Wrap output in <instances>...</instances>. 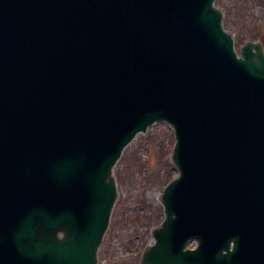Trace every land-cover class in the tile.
Instances as JSON below:
<instances>
[{
	"label": "water",
	"instance_id": "95a60500",
	"mask_svg": "<svg viewBox=\"0 0 264 264\" xmlns=\"http://www.w3.org/2000/svg\"><path fill=\"white\" fill-rule=\"evenodd\" d=\"M214 1L0 0V264H97L155 122L178 176L139 264H264V51Z\"/></svg>",
	"mask_w": 264,
	"mask_h": 264
},
{
	"label": "rangeland",
	"instance_id": "374dc122",
	"mask_svg": "<svg viewBox=\"0 0 264 264\" xmlns=\"http://www.w3.org/2000/svg\"><path fill=\"white\" fill-rule=\"evenodd\" d=\"M214 5L237 51L247 40L259 42L264 51V0H215ZM173 144L172 129L158 122L123 149L113 167L117 198L97 264H139L143 249L153 243L152 230L163 219L162 191L178 175L171 161Z\"/></svg>",
	"mask_w": 264,
	"mask_h": 264
}]
</instances>
